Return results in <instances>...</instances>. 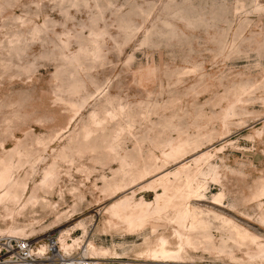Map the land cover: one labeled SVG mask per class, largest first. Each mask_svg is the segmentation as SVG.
<instances>
[{"label":"rangeland","instance_id":"obj_1","mask_svg":"<svg viewBox=\"0 0 264 264\" xmlns=\"http://www.w3.org/2000/svg\"><path fill=\"white\" fill-rule=\"evenodd\" d=\"M3 173L0 257L264 264V0H0Z\"/></svg>","mask_w":264,"mask_h":264},{"label":"bare ground","instance_id":"obj_2","mask_svg":"<svg viewBox=\"0 0 264 264\" xmlns=\"http://www.w3.org/2000/svg\"><path fill=\"white\" fill-rule=\"evenodd\" d=\"M170 176V174H167L165 175L162 179H160L159 181L165 179V178H168ZM177 177V176H176ZM7 182V174L6 173H3L0 175V188H2ZM163 196L161 195H157L156 197V200L159 202L160 199L162 198ZM130 199H124L122 202H120L118 204V207L120 206V209L122 210V213L120 215L121 218H123L124 220H126L130 225H133L134 224V215L137 211V207L138 205L137 204H131L130 203ZM141 204H144V202H142ZM147 204V203H146ZM159 203H157V207H159ZM183 218H185V216H182ZM198 224H192L191 228L192 230H195L196 227H198V225H201L202 222H197ZM67 235H69L68 232H66ZM55 242V241H54ZM189 243V241H187ZM56 245H57V242H55ZM59 243H60V251L61 252H64L65 254H68L70 249L72 248L71 245H69V243L67 242V238L64 237V233L61 234V237L59 239ZM167 244L168 242L165 241V240H162V243H161V249L159 252H155L153 254V258H155V262H163L164 260L166 259H174L176 257L177 254H179V252H181L182 249H180L178 252L175 253V251H171L169 249H167ZM260 248H262V245H258ZM181 248V247H180ZM52 247L49 245L48 247V250H51ZM58 249V246L56 247V251ZM38 255L42 256V254H46L47 251V248L46 247H41L39 250L36 248V251H35ZM178 258V257H176ZM74 261V260H73ZM79 263H82V262H79ZM73 264V263H72Z\"/></svg>","mask_w":264,"mask_h":264},{"label":"built area","instance_id":"obj_3","mask_svg":"<svg viewBox=\"0 0 264 264\" xmlns=\"http://www.w3.org/2000/svg\"><path fill=\"white\" fill-rule=\"evenodd\" d=\"M48 242L52 249L42 256L35 252L36 246L29 240L11 242L4 249V257H0V264H57L59 260L56 256L54 238H49Z\"/></svg>","mask_w":264,"mask_h":264}]
</instances>
